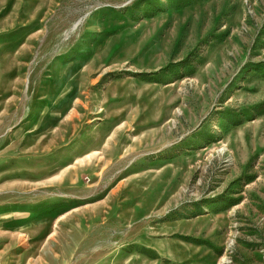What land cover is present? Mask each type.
I'll return each instance as SVG.
<instances>
[{
  "label": "rangeland",
  "instance_id": "1",
  "mask_svg": "<svg viewBox=\"0 0 264 264\" xmlns=\"http://www.w3.org/2000/svg\"><path fill=\"white\" fill-rule=\"evenodd\" d=\"M0 264H264V0H0Z\"/></svg>",
  "mask_w": 264,
  "mask_h": 264
}]
</instances>
